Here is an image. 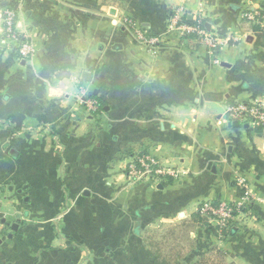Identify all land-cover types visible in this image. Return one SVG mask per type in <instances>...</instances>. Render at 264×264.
<instances>
[{
    "label": "crops",
    "instance_id": "0c3cea01",
    "mask_svg": "<svg viewBox=\"0 0 264 264\" xmlns=\"http://www.w3.org/2000/svg\"><path fill=\"white\" fill-rule=\"evenodd\" d=\"M201 7L214 52L167 28L175 9ZM6 9L33 44L27 61ZM246 10L264 0H0V264H159L144 243L155 219L187 232L178 264H264V128L226 118L231 103H264V14ZM143 150L181 176L129 180L115 160ZM239 178L253 220L220 238L198 205L237 200Z\"/></svg>",
    "mask_w": 264,
    "mask_h": 264
},
{
    "label": "built area",
    "instance_id": "2783aa9c",
    "mask_svg": "<svg viewBox=\"0 0 264 264\" xmlns=\"http://www.w3.org/2000/svg\"><path fill=\"white\" fill-rule=\"evenodd\" d=\"M259 12L246 10L243 13L247 20L257 21ZM192 18L193 22H190ZM16 12L6 9L4 15L6 39L17 44L18 54L21 59H31L34 47L25 37L19 34L15 27ZM263 19V18H262ZM131 24L134 38L138 42L154 46L159 42V37L149 35L146 31L137 27L132 20H126ZM169 31H177L186 40H192L196 44L205 46L210 52H214L221 44V38L213 34L207 27L203 7L198 12L191 13L186 8H177L168 19ZM86 110L100 116L104 113L97 98L89 97L83 101ZM226 118L232 124L238 122L241 125L252 124L264 128V103L262 102H234L228 105ZM128 175L132 179H153L156 182L166 181L168 177L177 179L181 171L172 167L162 166L159 159L150 151L143 150L131 156H125ZM237 185L243 189V194L237 200L231 202L226 200H206L198 205V213L206 222L212 225L220 238L229 235L233 227L242 228L253 219L248 202L253 194L245 179L239 178ZM5 214L0 203V228L4 226ZM250 220V221H249Z\"/></svg>",
    "mask_w": 264,
    "mask_h": 264
},
{
    "label": "rangeland",
    "instance_id": "374dc122",
    "mask_svg": "<svg viewBox=\"0 0 264 264\" xmlns=\"http://www.w3.org/2000/svg\"><path fill=\"white\" fill-rule=\"evenodd\" d=\"M123 153L124 152H122V154ZM128 156H131V155H128ZM119 158L121 157L117 156L116 158L117 160H115L117 163V167L119 166V164L121 165L119 166V169L125 174V176L129 180L140 181V182L145 181V180L153 181V179H145V178L144 179H132L128 175L127 170L124 167L127 161L124 160L123 165L120 162L126 158H121L122 160ZM179 177H177V179ZM237 180L238 179L234 181L233 187L236 188L237 194L240 196L243 194V189H241L240 186L237 185V182H238ZM251 201H252V197L250 199V202H248L249 209L252 211ZM252 214L254 215L253 212ZM154 221L155 222L153 225L151 226L148 225V227L145 229L146 231V239L144 240L145 245H149V248L153 250L151 251L153 252V257H155V261L158 262L159 264H161L162 262H165L166 260H167V264H173L174 263L173 261H175L176 264H178L180 262L179 259H183L184 256H176V255L179 254L182 251V249L185 248V244L186 245L188 244L187 239H186L187 232L186 233L182 232V228L180 229L178 226H176L177 224L170 223V222H160V220L158 219H155ZM178 225L180 226V224ZM176 234H178V237L176 236ZM168 255H170V258L168 257Z\"/></svg>",
    "mask_w": 264,
    "mask_h": 264
},
{
    "label": "trees",
    "instance_id": "16d2710c",
    "mask_svg": "<svg viewBox=\"0 0 264 264\" xmlns=\"http://www.w3.org/2000/svg\"><path fill=\"white\" fill-rule=\"evenodd\" d=\"M262 14H264V12L261 11L260 14H259V16H258V20H262ZM189 21L190 22H193V20H191V19ZM256 28H257V30L260 31L259 34H258L259 36H258L257 42H256V46H258V45H260L262 43L264 44V42L261 41V38H264V28H262V27L260 28L259 25ZM99 102H100V105L102 106V108L104 109V107H105L104 103L101 102V101H99Z\"/></svg>",
    "mask_w": 264,
    "mask_h": 264
},
{
    "label": "water",
    "instance_id": "95a60500",
    "mask_svg": "<svg viewBox=\"0 0 264 264\" xmlns=\"http://www.w3.org/2000/svg\"><path fill=\"white\" fill-rule=\"evenodd\" d=\"M239 125H240V124H239L238 122H235V123H234V126H239ZM248 126H249V124H245V127H248ZM17 225H18L17 223L13 225V229H14V230L17 229Z\"/></svg>",
    "mask_w": 264,
    "mask_h": 264
}]
</instances>
